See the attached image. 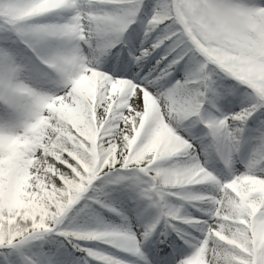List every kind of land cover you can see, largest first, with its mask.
Masks as SVG:
<instances>
[{
    "label": "snow or ice",
    "instance_id": "snow-or-ice-1",
    "mask_svg": "<svg viewBox=\"0 0 264 264\" xmlns=\"http://www.w3.org/2000/svg\"><path fill=\"white\" fill-rule=\"evenodd\" d=\"M0 264H264V0H0Z\"/></svg>",
    "mask_w": 264,
    "mask_h": 264
}]
</instances>
